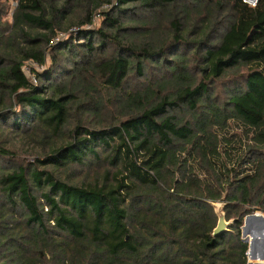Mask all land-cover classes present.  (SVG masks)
I'll return each mask as SVG.
<instances>
[{
    "label": "trees",
    "instance_id": "obj_1",
    "mask_svg": "<svg viewBox=\"0 0 264 264\" xmlns=\"http://www.w3.org/2000/svg\"><path fill=\"white\" fill-rule=\"evenodd\" d=\"M12 18L0 135L36 154L0 145V264H248L264 0H17ZM152 68L167 74L132 86ZM215 203L232 220L220 236Z\"/></svg>",
    "mask_w": 264,
    "mask_h": 264
},
{
    "label": "rangeland",
    "instance_id": "obj_2",
    "mask_svg": "<svg viewBox=\"0 0 264 264\" xmlns=\"http://www.w3.org/2000/svg\"><path fill=\"white\" fill-rule=\"evenodd\" d=\"M16 5H17V0H0V32L9 30V28L11 27V24L13 22L12 16H13V12L15 10ZM102 20H103V17L101 16L96 17L95 28L98 29L101 27ZM159 20L161 23L158 22V23H155L154 26H151L152 28L155 29L158 36H160L161 33H167L168 31H170L168 26H166V23L163 22L164 21L163 18H159ZM161 24H162V32L160 30ZM160 37L166 38L164 36H160ZM170 41L171 39H168V42ZM175 48L176 47H173L171 50H175ZM24 69L25 71H29L28 64L24 65ZM159 70H161V68ZM159 70L157 69V72H156L155 68L150 69L149 72L147 73V76L144 78L139 77V79H137V77H133L131 80L132 86L135 88L142 89L144 88L145 85L149 83V81L150 82L154 81L160 78L161 76H163V74L164 75L167 74V72H162V71L160 72ZM7 103H9V100H7ZM2 125L3 124H0V126ZM0 145L15 146L17 149L20 148L19 149V157H20L19 161H26V160L32 161L33 154H36V151H34L33 147H31L30 144L23 142V140H20V138L15 137L13 134H11L10 136H7L6 134L0 135ZM108 169H113V168H111L108 165H102L99 168H95L94 170H91L89 172L87 171V174H89V177L91 179H94L97 173L104 174ZM214 207H215L216 212H221L224 206L222 203H215ZM250 214H253V213H250ZM246 216L244 217V221H245ZM227 222H232V220H229ZM241 237L243 239L242 229H241ZM248 261H251V259L248 258Z\"/></svg>",
    "mask_w": 264,
    "mask_h": 264
},
{
    "label": "water",
    "instance_id": "obj_3",
    "mask_svg": "<svg viewBox=\"0 0 264 264\" xmlns=\"http://www.w3.org/2000/svg\"><path fill=\"white\" fill-rule=\"evenodd\" d=\"M218 214V224L214 229V236H220L224 234L226 231L229 230V226L232 222H227L225 212L222 209L221 212H217ZM256 220L261 221L264 223V216L260 213H253L246 216L244 224L242 225V234H243V241L248 243V251L246 255L250 258L253 256V247H254V240H251L247 233H251V224L254 223ZM248 264H254L253 262H249Z\"/></svg>",
    "mask_w": 264,
    "mask_h": 264
},
{
    "label": "crops",
    "instance_id": "obj_4",
    "mask_svg": "<svg viewBox=\"0 0 264 264\" xmlns=\"http://www.w3.org/2000/svg\"><path fill=\"white\" fill-rule=\"evenodd\" d=\"M247 235L251 240H254L255 243L252 249L253 256L252 258H248H250L254 264H264V223L256 220L251 224V233H247Z\"/></svg>",
    "mask_w": 264,
    "mask_h": 264
},
{
    "label": "built area",
    "instance_id": "obj_5",
    "mask_svg": "<svg viewBox=\"0 0 264 264\" xmlns=\"http://www.w3.org/2000/svg\"><path fill=\"white\" fill-rule=\"evenodd\" d=\"M247 4H249L250 6H256L257 5V3H258V0H244ZM256 213H260V214H262L263 216H264V212H256ZM248 244V243H247ZM248 251V250H247ZM248 257V256H247ZM250 262H252V261H250ZM248 263H249V261H248Z\"/></svg>",
    "mask_w": 264,
    "mask_h": 264
},
{
    "label": "clouds",
    "instance_id": "obj_6",
    "mask_svg": "<svg viewBox=\"0 0 264 264\" xmlns=\"http://www.w3.org/2000/svg\"><path fill=\"white\" fill-rule=\"evenodd\" d=\"M257 212H260V211H257ZM256 213V212H255Z\"/></svg>",
    "mask_w": 264,
    "mask_h": 264
}]
</instances>
